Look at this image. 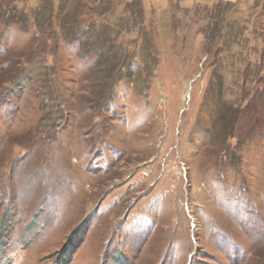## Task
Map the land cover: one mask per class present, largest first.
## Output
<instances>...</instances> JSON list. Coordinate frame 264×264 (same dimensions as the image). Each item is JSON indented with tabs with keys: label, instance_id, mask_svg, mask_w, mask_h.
I'll use <instances>...</instances> for the list:
<instances>
[{
	"label": "rangeland",
	"instance_id": "1",
	"mask_svg": "<svg viewBox=\"0 0 264 264\" xmlns=\"http://www.w3.org/2000/svg\"><path fill=\"white\" fill-rule=\"evenodd\" d=\"M113 1L0 18V264H264V0Z\"/></svg>",
	"mask_w": 264,
	"mask_h": 264
},
{
	"label": "trees",
	"instance_id": "2",
	"mask_svg": "<svg viewBox=\"0 0 264 264\" xmlns=\"http://www.w3.org/2000/svg\"><path fill=\"white\" fill-rule=\"evenodd\" d=\"M30 0H0V18L2 17L3 14H7V15H10L14 18H17L19 17L20 19L22 20H25L27 23L29 21H32L34 19V22H36L37 25V28L42 31L43 30V27H44V23L45 24H48V28H51L52 27V24H50L51 22V19H52V13H51V16L48 14V13H45V10L46 8H44L43 6V9H41L40 7H36L33 12V10H31L33 13L31 16H29L27 14V10L25 9H20L19 10V2L21 3H24L26 5H28ZM46 0H39V2L37 3H43L45 2ZM68 0H60V4H65ZM136 1H139V0H136ZM102 3V2H101ZM101 3L98 4V6L96 5L95 7L96 8H99ZM32 5V4H31ZM44 5H47V6H50V0H48L47 2H45ZM141 6V0H140V4ZM114 1H110L109 0V4H108V9L105 13L101 12V16H104V15H107V13H110L112 12L113 8L114 7ZM127 8L129 10H133L132 7H129L127 6ZM4 9H7L6 11ZM33 9V8H32ZM10 10V11H8ZM98 10V9H97ZM50 11V9H49ZM97 12V11H96ZM100 15V13H99ZM140 16H141V13H140ZM140 16H135V14H124L123 11L122 13L118 16L117 20L113 21L112 23H107L108 21V17L105 18V26H109L110 29H115V30H119V35L121 32H134L136 30H139V34L143 32V28L139 27V25H143L144 21L140 22L139 18ZM33 17V19H32ZM60 17H58L59 19ZM101 19V18H100ZM90 25L89 27H86L85 30H82V24H76V29L74 31V34L71 32L68 31L67 28L64 29L61 28V31H60V34L63 36V39H67L68 42H75L74 40L76 39L77 42L79 43V49H78V53L80 55V57L84 58L85 55H88L90 54V52L94 51L93 47H90V46H93L95 44L96 45H100L102 42H104V40H106V42H108L109 44H111L112 40H113V37L111 35V31H106V30H102L101 28L100 29H96V25H97V21L95 19H90ZM27 27V24H24V26L22 28H26ZM113 33V32H112ZM68 34V35H67ZM87 35V36H85ZM82 39V40H81ZM86 41V45H84V41ZM147 42L149 43H152L151 42V39H148ZM142 49L144 50V47L142 46ZM142 50V52H143ZM96 52V51H95ZM102 53H100L101 55L104 53L103 50H101ZM152 52H154V57L157 58L155 64L158 62V55H157V50L156 48L154 50H152ZM97 53V52H96ZM98 54V53H97ZM119 54V52H116V54H113V57L112 59L115 57H117ZM99 62H97L96 64L93 65L92 68H89L88 70V73L91 74V79L94 80V81H97L99 80L101 77L103 78L104 76H108L106 77V81L107 83L103 86L102 88V91L104 90V88H106V101L108 99H111L113 97V93L114 91H116V87L117 85L120 83V81H122L125 77L124 73L125 71L121 70H114V71H107L105 72L104 69H102L103 67H99ZM154 64V65H155ZM121 67H122V64H121ZM122 69H125L124 67H122ZM154 74L152 76H155V68H154ZM130 75L128 74L127 77H129ZM153 78V77H152ZM105 82V78L103 80ZM93 86V89L92 90H96L98 88L97 84L93 83L92 84ZM103 94V93H102ZM99 94H97L95 96V98H92V100L90 99V103L91 104H96L97 105V101L96 100V97L99 96ZM103 99V98H102ZM97 107H100L99 105H97Z\"/></svg>",
	"mask_w": 264,
	"mask_h": 264
}]
</instances>
